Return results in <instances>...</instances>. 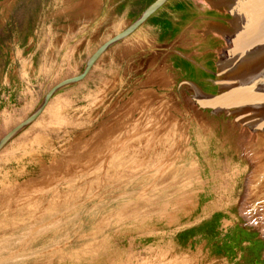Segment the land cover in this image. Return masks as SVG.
<instances>
[{"label":"rangeland","instance_id":"1","mask_svg":"<svg viewBox=\"0 0 264 264\" xmlns=\"http://www.w3.org/2000/svg\"><path fill=\"white\" fill-rule=\"evenodd\" d=\"M132 22L55 45L0 140ZM197 97L141 25L55 91L0 148V264H264V169L213 164Z\"/></svg>","mask_w":264,"mask_h":264},{"label":"water","instance_id":"2","mask_svg":"<svg viewBox=\"0 0 264 264\" xmlns=\"http://www.w3.org/2000/svg\"><path fill=\"white\" fill-rule=\"evenodd\" d=\"M121 19L134 22L104 42L81 74L54 85L0 148L55 91L80 80L107 47L141 25L197 91L213 164L264 169V0H0V111L49 84L58 68L55 45L82 41Z\"/></svg>","mask_w":264,"mask_h":264},{"label":"trees","instance_id":"3","mask_svg":"<svg viewBox=\"0 0 264 264\" xmlns=\"http://www.w3.org/2000/svg\"><path fill=\"white\" fill-rule=\"evenodd\" d=\"M164 28V26H163ZM219 216L220 214L219 213H216L214 215V220H213V229L216 228L218 226V221H219ZM187 232H183L179 235V237L177 238L180 242H184L186 240V235Z\"/></svg>","mask_w":264,"mask_h":264},{"label":"bare ground","instance_id":"4","mask_svg":"<svg viewBox=\"0 0 264 264\" xmlns=\"http://www.w3.org/2000/svg\"><path fill=\"white\" fill-rule=\"evenodd\" d=\"M194 97H195V95H194ZM197 99H198V97H197ZM198 101V103H199V99L197 100ZM200 104V103H199Z\"/></svg>","mask_w":264,"mask_h":264}]
</instances>
